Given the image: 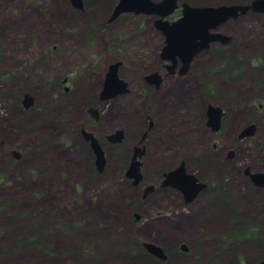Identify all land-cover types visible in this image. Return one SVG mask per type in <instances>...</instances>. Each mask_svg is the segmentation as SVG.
<instances>
[{"label": "rangeland", "instance_id": "1", "mask_svg": "<svg viewBox=\"0 0 264 264\" xmlns=\"http://www.w3.org/2000/svg\"><path fill=\"white\" fill-rule=\"evenodd\" d=\"M81 1L76 9L69 0H0V264H139L135 251L130 256L133 249L124 247L130 235L165 249L175 241L191 243L188 254L172 252L162 264H237V258L257 264L264 258V195L247 188L241 170H264V87L256 88L246 71L264 64V14L246 11L211 30L231 37L235 54L227 57L220 46L225 51L220 58L206 56L208 68L222 65L217 76L208 77L211 96L199 78L165 79L174 97L158 95L147 105L139 77L156 66L163 45V35L152 26L156 16L122 13L107 22L108 0ZM249 1L177 0L193 6ZM171 14L169 21L179 16V6ZM237 56L245 70L233 77L229 66ZM114 61L121 62L118 76L129 91L99 99L103 75ZM188 80L190 87L180 88ZM205 92L207 103L226 110L216 134L204 127ZM26 93L32 102L25 108ZM86 108L97 109V122ZM143 109H155L156 127L145 142L143 181L131 189L123 171L143 130ZM248 122L255 124L253 135L236 139ZM80 128L100 142L107 160L103 175L90 170L92 156ZM114 129L125 132L121 144L104 139ZM229 150L233 158L225 160ZM179 159L208 182L197 206L180 204L175 210L173 198L157 192L140 200L141 188L156 185L160 172ZM217 186H223L220 193ZM227 189L236 202L226 208L221 198ZM192 209L198 211L194 216ZM251 230L258 246L243 235ZM30 239L37 244L27 245Z\"/></svg>", "mask_w": 264, "mask_h": 264}, {"label": "water", "instance_id": "2", "mask_svg": "<svg viewBox=\"0 0 264 264\" xmlns=\"http://www.w3.org/2000/svg\"><path fill=\"white\" fill-rule=\"evenodd\" d=\"M73 8L80 9L81 0H69ZM179 6V16L174 20H166L165 17L171 14ZM264 13V0H250L249 3L221 4V5H203L193 6L186 2L177 0H116L112 6L107 22L114 20L122 13L146 14L156 16L152 24L155 30L163 35V45L160 49V56L173 59L177 56L181 63L186 67L191 58L202 48L207 46L208 42L213 40L225 41L223 35L211 32L219 24L225 22L228 18H235L239 14L246 11ZM119 61L109 63L103 75L101 88L99 91V99H109L126 91L125 82L117 77L116 70ZM154 75V74H153ZM151 77V75H150ZM32 102L31 97L26 93L22 96L21 103L23 107H28ZM89 115L95 119V110L88 108ZM221 115L220 107L207 104L206 106V125L215 131L219 127V117ZM253 125L249 124L244 127L239 138L250 136L253 133ZM83 139L88 143L94 154V166L100 171L103 167L104 157L97 139L90 133L81 129ZM122 131L114 130L106 135L109 142L116 143L121 138ZM138 149L133 148V154L126 168L125 175L132 178V184H136L140 178L138 172V161L135 159V153ZM15 159L18 158V153L11 151ZM139 154V152H138ZM232 155V150L227 152V158ZM243 174L247 175L256 185L264 186V171L250 172L249 167L243 168ZM162 184H169L173 187H183L189 184H194V190H198L203 184L195 183V178L192 174L185 173L182 163L173 170L168 171L164 175ZM188 185V187H189ZM146 189L144 188V191ZM193 193V192H192ZM143 247L153 256L164 258L162 249L150 242H143ZM259 264H264V259L259 261Z\"/></svg>", "mask_w": 264, "mask_h": 264}, {"label": "flooded vegetation", "instance_id": "3", "mask_svg": "<svg viewBox=\"0 0 264 264\" xmlns=\"http://www.w3.org/2000/svg\"><path fill=\"white\" fill-rule=\"evenodd\" d=\"M248 11H250V10H248ZM251 12H253V11H251ZM253 13H257V12H253ZM243 14H245V12ZM243 14L237 15L235 18H231L230 17L226 21H234L240 15H243ZM261 14H264V13H261ZM171 15L169 14L168 16L170 17ZM166 20H168V19H166ZM226 21L223 22V23H221V24L226 23ZM152 26H153V24H152ZM224 38L227 39V40L222 41V42L220 40H213L211 42H208L207 43V46L205 48H202L201 50H199L191 58V60L189 61L188 65L186 67L181 63L180 59L177 56H175L173 59L164 58V57H161L160 56V51H159V53H158V62L156 64V66L154 68L152 67L148 71L143 72L140 75V77H139L140 80H141V87H143L144 91H146V93L143 96L146 97V99H147L146 100L147 105H151V103L157 101L158 100L157 99L158 98V95L162 96L163 99L166 98V96L168 94H169V96H167L168 98L174 97L172 94H170L171 93V90L173 89V86H168V85L167 86H164L163 85V82H164L165 79H183L184 80L185 78H187L189 76H190L189 78H192V76L195 79L196 78H199V81L203 84L204 90L205 91L207 90V95L208 96H211L212 93H213V88H212L211 85L207 84V82L209 81L208 77L212 78L214 76H217L220 73V71L222 70V65L220 63L216 62V65H212L211 68H208L207 67V63H206V61L208 60V58L206 56H208L210 54H213L214 56H216V58H220L221 55H224V53H225V51L220 50V48H221L220 46H225L227 48V53H228V54H226L227 57L228 56L235 55L233 53V51L231 49H229V44L232 43V41L230 40L231 37L229 38L227 36H224ZM197 57L200 59V63L194 65V59H196ZM120 63L121 62L119 61V65L117 66V70H116V74H117V77L118 78H120L118 76V67H120V65H121ZM196 66L199 67L198 68L199 72L197 71ZM239 66H241V67H239ZM229 67H231L229 71H231L230 74L233 77H240L241 75L244 74L245 67L243 66V60H242L241 57L239 58L237 56L236 63L235 64L232 63V65L229 66ZM246 71L249 72V74H250V75H248V78H251V79H253L255 81L256 88L264 87V64L263 63L251 64L250 66H248V68L246 69ZM239 72H241V73H239ZM232 73H234V74H232ZM150 75H151V77H150ZM220 75H222V77H223L224 76V73L222 72ZM120 79L123 82H125L126 91L124 93H122V94L116 95L115 97H117L119 95L126 94L129 91L128 82H126L122 78H120ZM188 87H190V81L189 80L184 85H182L180 88H186L187 89ZM67 88L68 87L65 86L64 87V90H67ZM147 90H149V91H147ZM99 91H100V89H99ZM99 91L97 93V98H99ZM207 95H206V92H205L204 95L202 94V96L204 98L201 97V107L204 110V117H205L204 127L208 130V132L210 134H216L223 127V123H224V120L226 118V110L219 106L220 107V111H221V115L219 117V127H218L217 130L212 131L211 130V127L206 125V106L208 104L207 101H206V96ZM214 95H216L218 97L217 91L214 92ZM112 98H114V97H112ZM251 105L254 107V109H258V107H261L262 108V104L261 103H256V104L252 103ZM216 106H218V105H216ZM94 110H95V112H94L95 119H94V117H91L89 115V111H88L87 108L85 109V112L87 113V115L90 118L93 119V121L97 122L99 120V112L97 111V109H94ZM154 110L155 109H143V111H144L143 130L139 134V137H138L137 141L135 142V144L131 147L130 154H129L128 163H129V161L131 159V156L133 154L132 153L133 152V148L136 147L138 149V151L134 155L135 156V159L139 163L137 167H138V172L140 174V178L137 181V183L136 184H132V178L131 177H127L125 175V172H126V168L128 166V163H127V165H126V167H125V169L123 171V176H124V178L126 180H128V183H129V184H127V186L129 188H131V189L135 188L141 181H143V176H142V173L140 172V167L142 165V160L144 159V157H145V155L147 153V147H146L145 142L147 141L150 132L156 127L155 124H154L153 118L151 116V113ZM249 124L253 125L252 127H253V133H254V131H255V124L252 123V122L251 123L248 122V123L244 124V126H242L235 133V138L236 139H240L238 137L240 131L244 127H246L247 125H249ZM81 129H84L87 132H90V131H88L85 128H80L79 129V134H80L81 138L83 139V136L81 134ZM121 131H122L121 138L116 143L109 142L106 139V135H108V134H110L112 132L106 134L104 136V139L108 143L113 144V145H115V144H121L123 142L124 138H125V132H124V130L121 129ZM90 133L95 137V135L92 132H90ZM253 133L250 136H252ZM250 136H246V137H250ZM83 142L88 147L89 152H90V154L92 156V167H93V169H90L91 172H92V174H95L96 176H100L101 174L103 175L104 173H106V170H107L106 169V167H107V165H106L107 160L104 157V152H103V157H104L103 167H102V169L100 171H98V170H96V168L94 166V154H93L91 148L89 147L88 143L84 139H83ZM97 142L100 145V142H99L98 139H97ZM212 146L214 147L215 144H212ZM100 147H101V145H100ZM101 149H102V147H101ZM138 152H139V154H138ZM10 155L13 157V154L11 153V151H10ZM19 158H20V154H18V158L16 160H18ZM231 158H233V153H232V155H231L230 158H227V155H226V157L224 159L225 160H230ZM181 163H182V166L185 169V173H188V174H192L193 175V177L195 178V183L203 184V186L200 187L197 191L194 190V186H195L194 184H190V185L188 184L189 187L187 185L186 190H185V188L183 189V187H181V186H179V187H173V186H170L169 184H162V181L164 179V175L168 171L173 170L174 168H176V166L180 165ZM242 171H243V169L241 170V174H242V177L246 178L247 188H249L250 190H252L254 192H256V191L261 192L260 195H262V194L264 195V186L256 185L253 182V180H251L247 175L243 174ZM249 171L250 172H262V171H252L250 169V167H249ZM160 173H161L160 174L161 176H160V178H159V180H158V182H157L156 185L155 184L154 185H151L150 184V185H145V186H143L141 188V196H139V199L140 200H145V199H147L148 195L157 192V193H162L165 196L172 197L173 198L172 207L173 206H176L175 207V210L178 207H181V206H179L180 204L183 207H190V206H192V208H194V207L197 206V201H198L199 197L201 196V194L207 188H209L208 182L206 181V179L204 177H202V176L201 177H198L193 172H190V171H188L186 169L185 163H184V160L183 159H179L174 166L170 167L168 170H165V171L163 170ZM61 175H62V173H61ZM144 188L146 189L145 191H144ZM221 189H223V186H217V189H215V191L217 193H220L221 192ZM227 192H228V189H227L226 192L223 191V197L221 198V200L223 202H225V205L226 206H229L228 204L230 203V201H231V205L234 204L236 201H234V197L228 196L229 194ZM134 202L136 203V205L134 206V208H135L139 204L138 199L136 198L134 200ZM207 206L208 205L203 204L202 205V208L203 209H206ZM192 212H193V215L192 216H194V213H198L197 210L194 211L193 209H192ZM199 212H203L204 214H206L205 213V210H199ZM134 216H135V219L138 218L137 215H134ZM243 235H246V239H251V237H253L252 235H250V233L249 234H243ZM235 236H236V238H238L239 237V234L237 233ZM128 239H129L128 242H126V243L124 242V247H131L132 246L131 248L133 250L130 248L132 250L130 256H133V252L135 251L134 254H136V256L137 255L139 256V260H138L139 264H162V263H168L169 259L171 258L170 257L171 256L170 253L175 252V254L178 253V254H185L186 255L189 252V248L192 246L191 243H187L185 241H175V243H173V245L171 247H168L167 249H165L161 245H158V244L152 242V244H154V245H156V246H158V247H160L162 249V254L164 255V258H159L157 256H153L150 252H148L143 247L142 243L145 242V241H140L138 243L137 240L135 239V237H133V235H130ZM204 239H207L208 240L207 237L204 238ZM191 252H194V251H191ZM174 255L172 257H174ZM175 259H176V257H175ZM262 259H264V258H262ZM259 261L257 262V264H259ZM210 264H217V263H210ZM237 264H240L239 261H238V258H237Z\"/></svg>", "mask_w": 264, "mask_h": 264}, {"label": "trees", "instance_id": "4", "mask_svg": "<svg viewBox=\"0 0 264 264\" xmlns=\"http://www.w3.org/2000/svg\"><path fill=\"white\" fill-rule=\"evenodd\" d=\"M115 1H116V0H108V3H107L108 6H107V8H110V7L112 8V6L114 5ZM105 3H106V1H105ZM231 57H234V55L231 56ZM236 58H237V57H236ZM236 61H237V60H235V61L232 62V63L235 64ZM228 205H231V202H230ZM225 207L227 208V206H225ZM227 210H228V212L233 211L232 209H227ZM250 235H252L253 237H251V239H249V242H248V243H249L250 245H252V246H258V241H259L258 239H259V238L256 237V233H253V230H251V231H250ZM260 236H261V237H262V236L264 237V234H263V235H260ZM123 242H125V243L128 242V239L124 238V239H123ZM28 244H29V245H32V246L36 245V244H37L36 239H30V240H28V241H27V245H28ZM129 245H130V244H129ZM130 246H131V245H130ZM131 247H132V246H131Z\"/></svg>", "mask_w": 264, "mask_h": 264}]
</instances>
